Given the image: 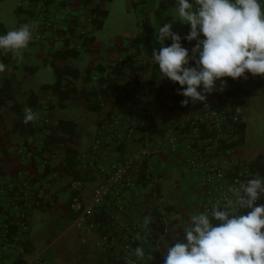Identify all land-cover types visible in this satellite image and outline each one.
Segmentation results:
<instances>
[{
	"label": "crops",
	"instance_id": "1",
	"mask_svg": "<svg viewBox=\"0 0 264 264\" xmlns=\"http://www.w3.org/2000/svg\"><path fill=\"white\" fill-rule=\"evenodd\" d=\"M110 1L114 0H92V3L100 5L103 10H108L109 16V5L112 4ZM46 2L53 7L58 3L68 5L76 15L79 26L71 30V37L63 40L43 31L35 17L32 2L20 0L14 8L15 16L20 22L26 21L36 28L33 33L34 39L24 50L22 57H16L12 53L0 54V62L6 65V70L0 73V89L4 87L6 81L11 88V97L0 105V163L7 173L21 170L33 179L39 178L41 169L32 161H22L18 147L31 141L43 122L48 119L52 121L51 137L46 142L43 154L46 156L55 154L58 176L53 187L49 189L52 194L50 200L44 202L41 199L42 191L38 187L28 200L30 203L28 209L30 233L26 237L28 254L22 258L4 256L0 259V264H17L22 259L25 261L24 264H30L38 254H41L42 259L48 264H55L50 256L43 257L55 245L58 246L57 255L61 254L67 264L110 263V255L105 254L103 248L97 245L102 242L105 232L104 219L99 214L95 230L84 227L77 231L72 227L73 216L69 205L73 194L70 183L76 177L84 181L85 201L87 203L91 201L92 192L99 179L92 172L80 171L76 157L79 153L89 150L98 131L104 130L103 132L107 133L110 122L116 118H119L118 130L125 135L132 130L133 137L113 143L110 155L112 161L123 162L139 147L158 148L154 155L135 164L136 173L146 183L137 197L131 196V202L133 219L137 223L136 227L142 232L138 246L149 253L142 263L163 264L166 248L182 238L183 229L188 224L190 216L201 212L200 203L204 199L200 175L188 165L191 154L186 149L187 137H182L176 151L171 150L167 143L159 144L164 140L167 127L174 124L186 110L187 105L181 103L185 97L177 94V83L167 78H159V68L152 61V51L159 50L161 45L157 42L156 35L149 33L148 24L144 23L143 29L137 34L127 27L124 34L110 38L108 45H105L102 41L98 42L95 33L103 29L105 18L108 16L93 12L91 5L85 0ZM130 4L131 8L140 7L145 16L149 15L148 0H131ZM95 20L103 21L100 29L95 27ZM5 29L4 26L0 35L4 34ZM79 29H86L88 34L83 37V43L76 48L80 38ZM170 44L171 40L165 42V45ZM69 48L79 55L66 57L63 51ZM120 58L130 63L118 71L114 66ZM52 61L61 71L59 88L74 89V92L63 100V106L58 91L52 87L59 80ZM98 66L104 71L101 72ZM90 67L99 69L102 73L100 81H94L91 74L90 76L87 74ZM50 69L52 71H49ZM131 69L133 72H129ZM139 74L144 77L146 90H141L142 85L137 81ZM223 79L226 81L224 88L229 91L232 82L229 78ZM253 82L255 84L264 82V76L254 77L246 74V78L241 77L236 85L249 89L251 94L247 98L242 94L233 97L227 95V102L240 111L245 124L244 130L238 132L234 145L238 147L242 162L253 169L251 173L254 178L264 177V145L252 148L249 140V136L264 140V88H254ZM106 83L121 89L128 85L134 90H124L129 93L138 91L140 98L132 100L129 106L114 101V98L107 94L101 95L102 100L97 91ZM148 83H152L154 93L148 89ZM216 84L219 88L220 81ZM159 87L161 90H158ZM15 107L19 108L20 114ZM26 109H31L36 117L28 123H25ZM60 121L72 122L74 126L65 125L62 129L59 126ZM17 123H21L23 128H18ZM260 155L261 159L258 162ZM63 191L68 193V197L61 206H58ZM53 207L56 208L54 220L58 221V227L51 228L55 236L51 238L49 235L46 240L47 247L39 251L36 248L35 237L31 235L32 212L36 208L45 210ZM83 238L87 239L86 243H82ZM27 259L30 261L27 262Z\"/></svg>",
	"mask_w": 264,
	"mask_h": 264
},
{
	"label": "built area",
	"instance_id": "2",
	"mask_svg": "<svg viewBox=\"0 0 264 264\" xmlns=\"http://www.w3.org/2000/svg\"><path fill=\"white\" fill-rule=\"evenodd\" d=\"M25 1L34 5L35 17L43 31L57 38L65 40L71 37V30L79 26L76 15L68 5L58 3L53 7L46 0ZM189 30L190 26L177 34L182 38V45L188 48L191 54L195 41L183 40ZM87 34L86 29H79L80 38L76 48L83 43V37ZM128 63L130 61L120 58L114 67L122 69ZM91 77L94 81H100L102 73L93 69ZM137 81L142 85L141 90L147 89L142 74L137 76ZM107 86L108 83L104 87ZM227 94L228 91L224 88L223 91L206 94L205 102L189 101L186 110L174 124L167 127L164 140L159 143L160 145L167 143L171 150L176 151L182 137H187L186 149L191 154L188 165L199 173L204 191V199L200 203L201 212L211 209L225 196L234 197L236 190L253 178L249 167L239 157L238 147L234 145L242 117L240 111L227 102ZM107 95L127 106L131 105L132 100L140 98L138 91L127 94L121 88L114 92L109 91ZM102 96L99 97L103 100ZM118 124L119 118L112 119L109 131L107 133H104V130L98 131L89 150L79 153L76 157L80 171L92 172L99 179L92 192L91 201L88 203L85 201L84 181L81 178L76 177L70 183L73 193L69 205L73 215L72 227L77 231L84 227L95 230L97 215L100 214L105 222V225L103 224L105 232L102 242L97 245L103 248L105 254L110 255L109 264H127L129 258L134 259L132 250L141 241L142 232L136 227L137 223L133 219L131 196L137 197L146 183L136 173L135 164L143 162L158 150L151 146H143L132 151L123 162L112 161L110 155L113 143L133 137L132 130L126 135L120 132ZM51 125L52 121L46 119L33 139L18 147L22 161H32L41 169L39 178L33 179L21 170L7 173L0 163V259L4 256L22 258L28 254L26 246V237L30 233L28 200L34 194L35 188L41 189V199L44 202L52 198L49 189L53 187L58 176L56 156L43 154L46 142L51 137ZM262 199L257 201V204H261ZM137 235L140 239H137ZM81 241L86 243L87 239L83 238ZM30 264L48 263L42 259L41 254H38Z\"/></svg>",
	"mask_w": 264,
	"mask_h": 264
},
{
	"label": "clouds",
	"instance_id": "3",
	"mask_svg": "<svg viewBox=\"0 0 264 264\" xmlns=\"http://www.w3.org/2000/svg\"><path fill=\"white\" fill-rule=\"evenodd\" d=\"M174 9L173 22L190 26L183 40L195 41L191 54L172 23H158L155 38L161 47L152 51V61L159 78L179 85L183 105L205 102L206 94L223 91V78L264 76V0H175ZM35 28L26 23L0 35V54L22 57ZM168 40L171 44L165 46ZM5 70L0 62V73ZM35 118L31 109L25 110V123ZM262 198L264 177L256 176L234 197L225 196L211 209L192 214L182 238L166 248L163 264H264V204H257ZM146 255L137 246L132 250L135 259L127 264H140Z\"/></svg>",
	"mask_w": 264,
	"mask_h": 264
},
{
	"label": "rangeland",
	"instance_id": "4",
	"mask_svg": "<svg viewBox=\"0 0 264 264\" xmlns=\"http://www.w3.org/2000/svg\"><path fill=\"white\" fill-rule=\"evenodd\" d=\"M131 0H114L109 6V16L105 18L104 27L95 33L98 42H103L108 45L110 38L117 37L125 33L127 27L130 28L131 32H136V34L143 29V24H148L149 33L151 35H156L158 32V23L163 26L165 23H172V28L174 32H180L186 29L188 25L182 24L179 21L173 22V17L175 13V0H148V6L150 8L149 15L145 16L141 11L140 7L131 8ZM20 3V0H4L0 1V22L5 26L6 34L8 31L13 30L26 24V21H19L14 13V8ZM131 8L129 11L128 8ZM23 52H25L23 50ZM49 71H52L51 69ZM256 120V118H255ZM250 146L254 148L256 145L263 146L264 140L254 139L249 136ZM65 191V190H64ZM61 192L60 201L58 206H61L65 199L68 197L67 192ZM52 209H38L36 208L32 212L31 223L32 231L31 235L35 237L36 248L41 251V249L47 247L46 240L50 235L51 238L55 236L51 228L56 229L58 227V221L54 220L55 210ZM55 238V237H54ZM58 246L52 247L47 254L43 257L50 256L55 264H67L65 260L60 255H57ZM55 255V256H54ZM56 257V258H55ZM30 259H27L29 262Z\"/></svg>",
	"mask_w": 264,
	"mask_h": 264
},
{
	"label": "trees",
	"instance_id": "5",
	"mask_svg": "<svg viewBox=\"0 0 264 264\" xmlns=\"http://www.w3.org/2000/svg\"><path fill=\"white\" fill-rule=\"evenodd\" d=\"M85 2L87 3V4H90L91 5V8H92V11L93 12H97V13H100V14H102L103 16H108V10H103V9H101L100 8V5H98V4H95V3H92V0H85ZM95 27L97 28V29H100L102 26H103V21H101V20H95ZM3 29H4V25L2 24V23H0V32L1 31H3ZM64 52V54H65V56L66 57H77L78 55H79V53L78 52H76L75 50H72V49H67V50H64L63 51ZM51 64H53L54 65V61H52L51 62ZM55 66V65H54ZM97 68H99L100 69V71L101 72H103L104 70L102 69V67H97ZM55 69L57 70V72H58V78H59V80H58V83L57 84H55V85H53L52 87L54 88V89H56L57 91H58V93H59V95H60V103H61V106H63V100L65 99V97L66 96H68V95H70V94H72L73 92H74V89H69V88H67L66 90H62V89H60L59 88V82H60V80H61V71L59 70V69H57V67L55 66ZM99 69H98V71H99ZM118 71H121V70H123V68L122 69H118V68H116ZM93 69H92V67H90L89 69H88V75L90 76V74H91V71H92ZM65 71V70H64ZM99 71V72H100ZM100 72V73H101ZM129 72H133V70L131 69V71H129ZM102 79V78H101ZM240 79V78H239ZM239 79H237V80H233L232 78H229V80L232 82V88L228 91V96L229 97H233V96H237V95H241L242 94V96H244V98H247L250 94H251V91L249 90V89H247V88H242V87H238L237 85H236V82L239 80ZM139 82V81H138ZM254 83V82H253ZM136 84V83H135ZM139 84H140V82H139ZM120 88V87H119ZM179 88V85L177 84V87H176V89H178ZM254 88H264V82H261V83H259V84H255L254 83ZM116 89H118V87H111L109 84H108V86L105 88V87H100L99 89H98V91H97V93H99V95H104V94H107L109 91H111V92H114ZM124 89H127V90H134V89H130L129 87H128V85H126V86H124ZM148 89H150V92H153L154 93V90H153V85H152V83H148ZM158 89V88H157ZM10 90H11V88H10V85H9V82L8 81H6V84L4 85V87L3 88H1L0 89V105H2L4 102H5V100L6 99H8V98H10L11 97V95H10ZM158 90H161V88L159 87V89ZM129 91H127V94L129 93ZM15 109H16V111L20 114V112H19V108L18 107H15ZM65 125H73L74 126V123H72V122H68V121H60V127L62 128V129H64V126ZM17 127L18 128H23V126H22V124L21 123H17ZM244 128H245V124H244V122L242 121L241 122V124H240V131L242 132L243 130H244ZM261 159V155L260 156H258V159H257V161L259 162V160ZM253 166V165H252ZM250 168V171L252 170L253 171V169L251 168V167H249ZM261 204H264V200H262L261 201ZM72 214V213H71ZM73 216V215H72ZM151 226V225H150ZM25 263V261L22 259V260H19L18 262H17V264H24Z\"/></svg>",
	"mask_w": 264,
	"mask_h": 264
}]
</instances>
